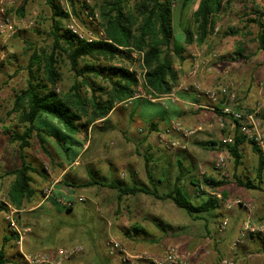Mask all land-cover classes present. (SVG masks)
I'll use <instances>...</instances> for the list:
<instances>
[{
  "label": "trees",
  "instance_id": "trees-1",
  "mask_svg": "<svg viewBox=\"0 0 264 264\" xmlns=\"http://www.w3.org/2000/svg\"><path fill=\"white\" fill-rule=\"evenodd\" d=\"M93 11L100 14L101 25L105 39L86 42L79 40L70 30L65 29L69 14L63 10L56 0H45L51 10V30L49 37L51 45L48 48L36 49L25 67L27 72L26 86L16 93L12 114L17 121L11 132L9 143L17 145L21 165L9 172L14 181L7 193V202L18 212L17 221L20 223V212L30 210L35 203L37 191L33 188L34 176L42 175V171L28 160L27 150L36 143L40 150L53 162L49 150V142L53 140L62 154L67 167L73 165L80 157L84 145L88 142L90 128L98 121L106 122L110 113L117 105H124L136 96L138 80L128 69L115 66L118 59H130L129 49L144 54L146 67L145 91L156 98L172 93L179 86L180 70L176 68L171 55H179L186 47L196 44L202 47L208 43L221 18L227 14L236 0H199L192 14L189 27L179 39L175 33L176 25L181 20L183 12L192 7L195 0H93ZM76 14L75 0H69ZM181 4L176 15L175 7ZM245 14V24L238 30H232L229 35H240L252 26L258 28L255 41L259 51L264 54V7L256 0H239ZM18 10L20 17H25V5ZM191 6V7H190ZM182 27V23L180 24ZM241 45V44H240ZM243 49L239 48L233 60L246 59ZM66 65L73 72L75 81L67 89H63L64 76L62 67ZM102 82L100 84L99 82ZM91 129V131H92ZM234 140L230 145L207 142L214 148L225 149L232 158L235 169L243 165L242 146L250 144L258 156L256 179L243 180L235 175L238 186L248 190L264 192V157L259 147L239 129L234 132ZM84 135L83 138L80 136ZM64 170H66V168ZM148 178L153 186V177L148 169ZM182 174V168L180 169ZM182 176L176 180L174 191L160 195L143 187H123L119 183L106 184L92 179L76 186L88 188L94 185L116 189L119 195H137L144 193L159 200H172L175 205L185 210L193 219H201L220 208L224 201L215 197L208 198L200 205L188 200L180 187ZM205 183L215 189L224 188L226 179L216 182L204 179ZM64 183H66L64 181ZM71 187L70 184H66ZM74 188V186L72 185ZM198 191V185L196 186ZM223 199L228 193L222 191ZM60 194H56L54 205ZM73 208H69L71 211ZM8 211L5 205L0 206V213ZM36 211V210H34ZM156 227L164 229V224L156 222ZM137 233L146 234V230L135 227ZM260 241L262 236H257ZM19 241V235L11 230L10 236L3 238L0 247V264H8L7 244ZM264 245V244H263ZM264 252V246H262Z\"/></svg>",
  "mask_w": 264,
  "mask_h": 264
},
{
  "label": "rangeland",
  "instance_id": "rangeland-1",
  "mask_svg": "<svg viewBox=\"0 0 264 264\" xmlns=\"http://www.w3.org/2000/svg\"><path fill=\"white\" fill-rule=\"evenodd\" d=\"M25 1H27V4L25 5V17H20L18 10L24 5ZM56 1L63 8V10L69 14V19L66 20L64 24L66 30H71L73 27L84 36H100V32L103 30L101 25L102 22L99 12L97 10H92V8H94L93 0H90L89 4L84 0H75L76 10L78 12L77 16L74 14L69 0ZM197 1L198 0H195V3ZM258 2L264 7V0H258ZM195 3L192 5V7L195 5ZM180 7L181 4L177 3L175 7L176 15L178 11H180ZM192 7L188 10H185L183 13L189 14ZM4 9L6 14L15 21L17 25V33L6 40H0V206L5 205L8 209V211H2L0 213V247L2 246L3 238L5 236L11 235V230L13 229L10 222L11 220H14L22 234L20 237H23V240L19 238L18 242L10 241L7 244L8 264H33L37 260L38 256L52 253L59 248H67L74 245H82L84 247V252L70 261L63 262V264H88L87 262L89 260L86 253L85 244L80 241L78 242L77 239L80 237L92 239L93 236H97V232L100 230V227L105 219L102 212H95L93 209L95 205L93 201L94 197L87 193L88 191L93 190H87L86 188H76L77 185L72 183V177L76 175L86 176V167L84 168L82 166L79 169L75 168L72 171H68V174L64 177L61 176L64 168L67 167V163L62 159L63 156L59 152V148L53 140H50L48 145L53 157V162L40 150L36 143H33L32 148L27 150L28 160L32 162L35 167L42 171V175L34 176L33 188L37 191L35 203L31 206L32 208L30 210L21 211L19 213L20 223L17 221V218L19 217L18 212L7 202L6 199L7 193L14 181V177L8 174L21 165L18 147L17 145L9 143L11 132H8L6 129L9 128L10 131L14 130L17 123L15 114H12L11 112L13 109L16 93L24 89L26 86L27 72L25 67L27 66L30 55L34 50L31 46L36 49H42L48 48V46L51 45L49 34L52 25V13L45 0H6ZM95 14H97L98 17H95L91 20L90 16H94ZM244 14L245 12L239 3V0H236L232 4L231 10L219 21L220 29L216 35L218 37V40L216 41L218 42L217 46H219V51L223 62L227 61L226 59H230V63H234L235 67L239 68V70L237 68V71H240V73L243 74H238V78L236 80L231 79L232 81H235L236 83L238 82L239 84V88L236 91V103L232 104L231 107L238 111L240 110V112H243V109L239 104V92L245 88L243 85L241 86L240 83L249 81L251 79V83L253 84L251 87V94L254 99L250 109L243 112L245 114H249L250 112L254 111L259 104H264V54L263 52L259 51L258 44L255 41V36L258 33V28L255 25H252L244 35H229L232 30H238L241 23H243L242 25L245 24L246 18L243 17ZM176 20L179 22V25H176L175 33L178 35L179 30H181L180 24L182 23V18L179 20V17L176 16ZM180 37L181 36H178L179 39ZM239 48L243 49V55L247 58L244 60L232 61L233 56L236 54ZM130 50L131 49L128 50V52H130V59H118L115 63V66L125 69L135 66L141 70L139 57H136L137 59L131 57ZM180 56H183L184 59H186L187 54L183 52ZM171 57L176 67L181 68L183 66L184 62L183 60L181 62L179 55L176 56L172 54ZM62 73L64 76L62 88L67 90L74 83L75 77L73 72L66 65H63ZM227 81H230V79ZM97 82L102 84V82L98 80ZM223 83H225V80ZM218 85L219 83L215 88H217ZM142 93L145 94V97L148 101H136L131 106L132 109L137 112L141 111L143 117L146 118L149 115H160L162 112V107L158 104L161 102L156 101V103L153 104L149 102L151 99L149 96H147V93L144 89L142 90ZM188 108L190 107L188 106ZM193 108L195 107H192V109ZM192 109H190L191 111L189 112V114L192 115H197L205 111L204 108L193 109L195 111ZM215 109L220 111V106H216ZM184 119L185 117L179 118L172 115L171 120L169 119L167 122L171 123L173 121L184 123ZM258 120L260 126L264 127V118L260 116ZM143 121H145V118H143ZM220 130L221 131L218 132H196L191 138L192 142L190 151L182 149L175 150V152L178 154H188L192 158H200L205 160L206 163L204 165V170L206 171V174L210 173L211 175H200V181H204L205 176L214 177V162L220 155L227 154L225 149H221L217 145L215 148L210 145L206 147L203 146V144L207 142H216L218 144H222L223 140L228 134L227 130L229 129L226 125L224 129L220 128ZM100 133V129L89 131L87 136L88 142L90 141V145L88 147L89 149L86 150L81 158L84 161H87L90 158L96 161L94 163L95 167L91 165L93 171L90 172V176L87 174L89 180L93 178L96 179L100 176V173H97V170L94 172V169H96V164L100 169H102L105 166V161H107L109 157V154L104 152L106 148L97 146V143L99 142L98 140H100ZM80 137L83 138L84 135ZM197 139H200V142L202 143H199V141L195 142ZM183 142H185V139ZM242 155L243 165L238 167L237 170L235 169L232 158H229V163L226 168V180L228 184L226 185L225 190L228 189L231 192L235 191L239 194H242V192H249L250 195L252 194L257 196V202H251L253 205L258 203L257 205L262 207L260 209H254L252 220L256 224L263 223L264 215H262V211H264V193L257 190L244 191V189L238 186L234 177L235 175H238L243 180H247L248 178L251 180L256 179L258 156L253 152L250 144L248 143L242 146ZM191 165L195 166L193 163H191ZM215 173L216 178H218V173ZM110 175L111 176L109 179L111 181H117V174L115 171H110ZM100 178L102 177L100 176ZM64 181L66 183H64ZM66 184H70L71 187L67 186ZM72 184L74 188H72ZM212 188L214 189V187ZM48 191L51 192L47 193ZM57 193L60 194L58 198L62 197L68 199L70 194H75V197L77 198L84 197L85 201H76L72 207L73 210L70 211L69 208L59 204L57 202V198L56 202L59 205H54L53 201ZM80 193L83 195L78 196L81 195ZM219 193L222 194V189L219 191ZM47 194H49V197H47ZM230 196L231 195L228 194L227 198L223 199L222 195V199L219 200H223V204H226L227 201L232 198ZM239 198L243 199V197ZM188 200L195 204V200L192 197L188 196ZM77 203L81 204L79 207L85 206V208H89L90 206L89 211L82 209L78 210L79 207H77ZM166 204L173 206L179 215L188 216L185 210L177 208L171 201H167ZM216 213H218V210H216ZM245 218L246 214L245 217L243 216V219ZM162 219L164 222L163 224L172 223L174 221L170 215H166ZM175 221L181 220L175 219ZM165 229L166 227H164V229H160L158 227L156 228L159 233H164ZM122 237L123 236L119 233L118 239H122ZM112 239L118 240L113 235L108 236L104 240L107 252V243ZM118 241L121 242V240ZM257 245L258 250H255V248L249 243L247 245L241 246L240 249L243 251V253L242 255H238L236 257L237 263L264 264V257H257L255 261H252V259L249 261L245 256H243L246 253H257L260 252V250H263L261 249L263 245L262 242L258 243ZM228 249V253H226L225 257L230 256V253L233 251L230 248ZM99 254L100 253L98 250L95 249L94 254H92L94 255V258L91 260L93 264H102V261L98 257ZM106 261L107 264H114L110 256L109 259H106Z\"/></svg>",
  "mask_w": 264,
  "mask_h": 264
},
{
  "label": "crops",
  "instance_id": "crops-1",
  "mask_svg": "<svg viewBox=\"0 0 264 264\" xmlns=\"http://www.w3.org/2000/svg\"><path fill=\"white\" fill-rule=\"evenodd\" d=\"M256 1L258 2V0ZM198 4L199 0L192 7L189 14H183L182 27L177 35V37L181 36L180 39H183L182 35L188 30L192 14ZM242 24L240 28L243 26ZM219 25L220 23L206 45L198 47L196 44H193L186 47L185 53L187 57L183 61L184 64L181 68L176 67L180 70L179 86L172 92L174 97L172 100H161V103L158 104L162 107L160 115H149L146 118L143 117L141 111L137 112L132 109L131 106L134 102L140 100L148 101L144 96H136L125 105H117L110 113L106 122L98 121L94 124L93 129L90 128V131L91 129L92 131L100 129V140H98L97 146L106 148L104 152L109 154L108 162L105 161V166L102 169L96 164L94 172L97 170V173H100L102 178L99 176L95 180L106 184L119 183L123 187L148 188L160 195H165L174 191L177 177L181 175L182 181L180 182V187L187 198L190 196L195 200V205H200L207 201L208 198H217L220 195V189L215 188L212 192L206 193L196 191V186L201 182L200 175H211L210 173L206 174L204 170L205 160L175 152L177 149L190 151L191 138L193 136L186 138L185 142H183L184 139H181V145L172 150L165 149L159 139L170 124L167 121L171 120L172 115L179 118L185 117L183 124L190 129L197 130V132L221 131L217 125V114L211 111L213 108L210 107L209 101L205 97L199 98L194 91L182 89V86L189 87L195 82L201 84L206 90L214 89L218 83L224 82V80L226 82L228 79L236 80L238 74H241L240 71H237L238 67H235L234 63H230V59H226L227 61L224 62L221 59L219 46H217L218 42L216 41L218 40L216 35L220 29ZM232 61L236 60L232 59ZM240 85L245 87L239 92L238 98L239 104L243 109L242 111L245 112L250 109L253 103L254 97L251 94L253 84L250 79L249 81L241 82ZM149 102L156 103L154 101ZM195 105L204 108L205 111L197 115L189 114L190 109L195 107ZM193 109H196V107ZM143 118H145V121H143ZM226 125L228 129L231 128V116H227ZM229 131L227 130V133ZM175 137L177 138L178 136L176 135ZM196 141L202 143L200 139ZM89 145L90 141L84 145L77 161L70 167H67L61 175L64 177L70 170L79 169L82 166L86 167V176L76 175L72 177V183L76 185L92 180H89L87 176H90V172L93 171L91 165L94 166L96 161L91 158L87 161L81 159L82 155L89 149ZM191 163L195 164V166H192ZM181 168L182 174L180 173ZM148 169L153 177V186L148 178ZM112 170L117 174V181L109 179L111 176L110 171ZM215 172L213 173L214 177L205 176L204 179L209 177L208 179L213 178L216 182L221 181L219 175L216 178ZM225 187L222 188V191L225 190ZM241 188L244 191L248 190L244 187ZM86 189L93 190L87 192L94 197L93 201L95 205L93 209L95 212H102L105 219L100 230L97 232V236H93L92 239L87 237L77 239L78 242L80 241L85 244L89 260L88 264H93L91 260L94 258L92 254H94L95 249L100 253L97 256L102 261V264H107L106 259H109V253L106 251L104 240L110 235L118 239L119 233L123 237L118 240H121L123 246L133 255L161 258L167 247L174 246L182 254L186 255L193 264H221L222 260L225 259L226 253H228L227 249H233L234 244L238 243V241L240 243L234 248L236 257L243 253L240 249L241 246L249 243L256 250L258 243L262 242L264 244V238H262L263 241H260L257 235L243 231V226L248 216L247 210L244 208L238 209L236 206H233L232 209H228L227 207L236 198L241 199L239 197H243L241 199L243 202L253 205L251 201L257 202V196L250 195L249 192L239 194L226 189L225 191L232 198L220 208L204 214L201 219L196 220L190 215H179L173 206L166 204L167 201H171L175 205L169 199L159 200L144 193L120 196L116 189L100 185H94ZM75 198H77L75 194H70V197H68V199ZM77 204V207L81 205ZM257 204L255 203L253 207L260 209L262 206H258ZM89 208H85L84 206L79 207L78 210L89 211ZM216 210H218V213H216ZM245 214L246 218L243 219ZM166 215H170L174 221L172 223H165V232L159 233L156 230V222L164 223L162 218ZM262 215H264V211H262ZM174 218L181 221H175ZM225 218L229 220V225L225 230H221V222ZM135 227L145 229L146 234L137 233L134 230ZM243 256L249 261L251 259L255 261L257 257H264V252L260 250V252L246 253Z\"/></svg>",
  "mask_w": 264,
  "mask_h": 264
},
{
  "label": "built area",
  "instance_id": "built-area-1",
  "mask_svg": "<svg viewBox=\"0 0 264 264\" xmlns=\"http://www.w3.org/2000/svg\"><path fill=\"white\" fill-rule=\"evenodd\" d=\"M86 3H90V0H84ZM6 0H0V40H6L17 33V25L15 21L6 14L5 11ZM97 18L98 15L90 16V19ZM73 35H75L79 40L86 42H94L101 41L105 39L104 30L100 32V36L91 37L84 36L81 34L76 28H71L70 30ZM131 57H139L141 65V70L136 68L135 66H131L128 70L135 74L138 80V87L136 89V96H144L142 90H145L146 84V67L144 64V54L131 49ZM239 88V84L235 81H226L225 83H219L218 87L215 89L206 90L201 84L195 82L191 86H182V89L185 91L193 90L199 98L205 97L209 103L210 107L213 108L211 111L217 114V125L224 129L226 127V118L227 116H231V128L229 129V133L223 140L222 144L227 146L233 143L234 134L232 133L236 129L246 135L248 140H252L261 150L262 155L264 157V127L260 126L258 118L262 116L264 118V104H259L256 109L249 114H245L231 107L232 104L236 103L237 100V89ZM135 96V97H136ZM151 101H161L166 99L174 98L172 93L157 96L156 98L147 94ZM128 103V102H127ZM126 104V103H125ZM124 104V105H125ZM216 106H220V111L215 109ZM196 109H200L202 107L196 106ZM233 122V123H232ZM233 126V127H232ZM197 130L190 129L186 127L181 122H171L164 133L160 136V142L162 146L167 150H172L178 148L181 145V139H186L192 137ZM178 136L177 138L175 136ZM229 154L220 155L217 160L213 164V169L218 173L220 180H224L227 178L226 168L229 163ZM213 188L211 185L205 183V181H201L198 184V192L206 193L211 191ZM48 191L47 193H50ZM49 197V194H47ZM46 197V198H47ZM218 199H222V194L218 195ZM84 202V197H78L77 199H66L59 197L57 198V202L67 208H72L75 202ZM233 206L238 208H244L248 212L247 221L243 226V231L245 233H250L253 235L264 236V223L256 224L252 222V216L254 214V207L251 204H247L243 202L241 199H235L232 203L228 204V209H232ZM11 226L14 232L19 235V238L23 240L19 228L15 224L14 220H11ZM229 225V220L227 218L223 219L221 222V230H225ZM240 243V241H238ZM238 243L234 244V248L238 245ZM109 256L114 264H193L190 259L181 253V251L174 246H169L166 248L163 257L161 258H152L149 256H138L130 253L123 244L115 239L110 240L107 243ZM230 253V256L225 257L222 260L221 264H236V253L235 249ZM84 252V247L82 245H74L67 248H59L52 253L43 254L38 256L37 260L33 264H63L65 261H70L73 258L78 257ZM202 264V263H201Z\"/></svg>",
  "mask_w": 264,
  "mask_h": 264
}]
</instances>
